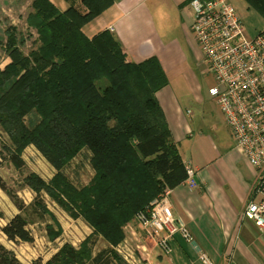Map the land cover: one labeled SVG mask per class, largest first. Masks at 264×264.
I'll return each mask as SVG.
<instances>
[{
    "label": "trees",
    "instance_id": "obj_1",
    "mask_svg": "<svg viewBox=\"0 0 264 264\" xmlns=\"http://www.w3.org/2000/svg\"><path fill=\"white\" fill-rule=\"evenodd\" d=\"M69 2L61 11L49 0H33L26 23L36 31L37 46L27 55L16 33L7 32L11 62L0 69V127L10 141L4 146L8 160L22 169V153L33 146L55 174L48 182L33 173L25 177L35 193L29 205L8 191L18 214L0 226V235L11 243H33L29 226L43 221L47 240L54 242L62 227L43 193L92 233L78 246L66 243L49 260L30 264H112L121 262L113 248L125 239V226L148 213L165 190L183 184L187 172L157 99L169 84L160 61L128 60L110 30L85 35L84 26L113 0ZM245 2L264 18V0ZM28 116L35 117L29 124ZM84 149L94 175L77 187L64 170ZM97 239L108 248L95 253ZM0 264L22 263L0 243Z\"/></svg>",
    "mask_w": 264,
    "mask_h": 264
},
{
    "label": "crops",
    "instance_id": "obj_2",
    "mask_svg": "<svg viewBox=\"0 0 264 264\" xmlns=\"http://www.w3.org/2000/svg\"><path fill=\"white\" fill-rule=\"evenodd\" d=\"M4 1L3 6L12 5L15 11L25 9V5L29 13L32 11L33 0ZM49 1L61 11L70 6L69 0ZM113 1V6L85 25L83 32L91 38L110 30L128 60L139 63L156 57L168 77L169 84L157 93V99L183 163L193 167L197 183L195 188L183 183L171 190L169 201L174 218L189 229L196 244L215 264H264V231L248 220H240L250 201L257 171L236 147L224 120L229 130L227 140L217 138L215 144L212 136H194L187 120L191 112L183 110L171 88L172 81L178 77L188 82L194 78L189 54L196 53L202 59L190 29L193 21L190 0ZM227 1L235 7L237 3L244 5L241 0ZM5 7L3 11L6 9L8 15L10 9ZM9 17L13 18L11 14ZM204 137L208 149L200 150ZM185 147L189 148L188 152ZM124 233L138 247L143 264H201L194 249L179 235L170 240L172 252L165 255L137 223H128ZM120 261L123 264L121 258Z\"/></svg>",
    "mask_w": 264,
    "mask_h": 264
},
{
    "label": "built area",
    "instance_id": "obj_3",
    "mask_svg": "<svg viewBox=\"0 0 264 264\" xmlns=\"http://www.w3.org/2000/svg\"><path fill=\"white\" fill-rule=\"evenodd\" d=\"M189 6L193 11L191 32L213 77L209 94L236 147L257 171L240 220H248L264 231V30L248 39L243 22L227 0H190ZM185 168L184 183L197 187L195 170L190 164ZM170 192L165 190L151 203L148 213L136 215L133 222L147 232L163 254L172 252L170 240L179 235L194 249L201 264H215L196 244L189 229L174 218ZM113 251L125 264H143L138 247L127 238Z\"/></svg>",
    "mask_w": 264,
    "mask_h": 264
},
{
    "label": "rangeland",
    "instance_id": "obj_4",
    "mask_svg": "<svg viewBox=\"0 0 264 264\" xmlns=\"http://www.w3.org/2000/svg\"><path fill=\"white\" fill-rule=\"evenodd\" d=\"M241 1L244 5L237 3V8L232 4L231 6L237 14L239 13L238 15L240 16L238 17L243 22L244 35L250 39L259 31L264 30V18L255 10L250 9L245 0ZM3 2L5 1H0V69H3L11 62V58L5 51L8 31L11 34L16 33V36L14 35L17 40L16 44L24 54H29L37 46L35 41L37 39L36 31L28 28L26 23V18L29 14L28 5H25L23 10L15 11L12 5L5 7L4 3L5 6H3ZM4 7L10 9L11 13L7 15V12H5L7 10L3 11ZM9 14L13 18L9 17ZM12 21H15V23L13 24ZM197 48L196 50L199 52ZM189 65L194 73V78L188 82L184 77H178L172 81L171 88L183 110L191 112V117H187V120L194 132V136L198 137L201 134L212 136L215 144H217V138L227 140L229 138V130L224 125L225 122L223 123V117L218 113L214 98L209 94V88L213 82L212 75L209 74L207 66L202 59H199L196 53L194 55L189 54ZM34 118L33 116H28L26 118L27 124ZM4 146H10V141L0 127V184L5 187V189L0 187V215L2 217L0 218V226H4L8 220L18 214L17 208L8 195V191L16 194L25 205H29L32 203L35 193L24 184L25 177L33 173L48 182L55 174V170L51 165L34 147L30 148V146L22 153L25 166L20 170L16 169L9 162L8 152ZM198 149H208L206 137L201 140ZM182 150L184 151V147H182ZM185 150L188 152L189 148L185 147ZM64 173L75 186L83 187L88 185L94 175L90 165V152L84 149L70 162ZM42 195L44 203L61 225L62 234L54 242H49L46 238L45 223L42 221L31 223L29 226V230L34 237L33 243H11L0 235V243L14 251L22 264H30L38 258L45 262L64 244L68 243L76 247L92 233V230L82 219L70 217L50 198L43 193ZM102 246L108 245L102 239H97L95 253L104 250ZM112 264H121V262L113 260ZM123 264L125 263L123 262Z\"/></svg>",
    "mask_w": 264,
    "mask_h": 264
}]
</instances>
